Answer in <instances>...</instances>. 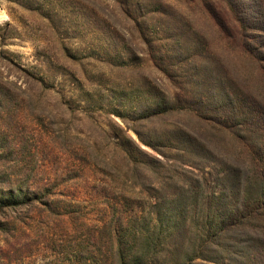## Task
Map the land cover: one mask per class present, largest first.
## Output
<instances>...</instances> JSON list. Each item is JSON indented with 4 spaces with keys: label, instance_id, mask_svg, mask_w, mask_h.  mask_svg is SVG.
Here are the masks:
<instances>
[{
    "label": "rangeland",
    "instance_id": "rangeland-1",
    "mask_svg": "<svg viewBox=\"0 0 264 264\" xmlns=\"http://www.w3.org/2000/svg\"><path fill=\"white\" fill-rule=\"evenodd\" d=\"M9 194L0 264H111L118 219L264 264V0H0Z\"/></svg>",
    "mask_w": 264,
    "mask_h": 264
},
{
    "label": "trees",
    "instance_id": "trees-1",
    "mask_svg": "<svg viewBox=\"0 0 264 264\" xmlns=\"http://www.w3.org/2000/svg\"><path fill=\"white\" fill-rule=\"evenodd\" d=\"M20 189L18 196H20ZM10 196V197H9ZM21 197H15L9 194L7 197H0V211L4 207L11 206L15 200L18 201ZM119 227H110V263L111 264H196V259L211 261L213 258L203 253L201 246H195L193 241H190L188 231H184L177 227V222L174 227L171 224L156 225L151 229L148 226L145 228H136L134 224L127 227L118 219L116 222ZM210 229L211 226L206 224ZM171 227V229H170ZM174 229L180 233H174ZM209 233V231L207 232ZM205 233V234H207ZM216 233V232H215ZM100 240L105 236L101 234ZM180 236L182 239H177ZM209 242L213 243L210 235ZM204 246V239L202 240ZM160 256H162L160 258Z\"/></svg>",
    "mask_w": 264,
    "mask_h": 264
}]
</instances>
